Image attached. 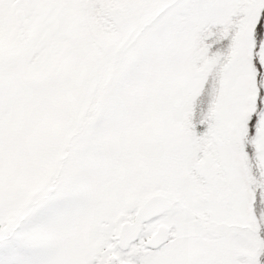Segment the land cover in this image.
<instances>
[{
	"label": "snow or ice",
	"instance_id": "6c2138e0",
	"mask_svg": "<svg viewBox=\"0 0 264 264\" xmlns=\"http://www.w3.org/2000/svg\"><path fill=\"white\" fill-rule=\"evenodd\" d=\"M0 264H264V0H0Z\"/></svg>",
	"mask_w": 264,
	"mask_h": 264
}]
</instances>
